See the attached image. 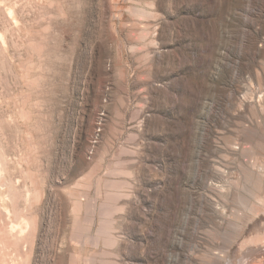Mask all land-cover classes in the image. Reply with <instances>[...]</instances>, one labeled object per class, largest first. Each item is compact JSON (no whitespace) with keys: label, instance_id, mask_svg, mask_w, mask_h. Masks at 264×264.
<instances>
[{"label":"rangeland","instance_id":"374dc122","mask_svg":"<svg viewBox=\"0 0 264 264\" xmlns=\"http://www.w3.org/2000/svg\"><path fill=\"white\" fill-rule=\"evenodd\" d=\"M263 250L264 0H0V264Z\"/></svg>","mask_w":264,"mask_h":264},{"label":"bare ground","instance_id":"6f19581e","mask_svg":"<svg viewBox=\"0 0 264 264\" xmlns=\"http://www.w3.org/2000/svg\"><path fill=\"white\" fill-rule=\"evenodd\" d=\"M223 209H225V208H223ZM20 233V232H19ZM262 254L264 255V250H263V252H262ZM261 254V255H262ZM255 263H257V262H255ZM264 263V258L262 259V260H260L257 264H263ZM231 264V263H230ZM234 264V263H233Z\"/></svg>","mask_w":264,"mask_h":264}]
</instances>
